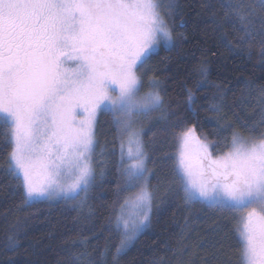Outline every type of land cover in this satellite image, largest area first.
I'll return each mask as SVG.
<instances>
[{"label": "snow or ice", "instance_id": "snow-or-ice-1", "mask_svg": "<svg viewBox=\"0 0 264 264\" xmlns=\"http://www.w3.org/2000/svg\"><path fill=\"white\" fill-rule=\"evenodd\" d=\"M162 3L0 0V128L6 129L10 147L7 171L20 181L25 202L77 199L87 193L95 179L92 154L99 112L111 114L126 139L127 146L125 139L120 144L124 187L139 190L125 198L115 217L119 243L113 264L152 214L149 157L134 123L164 109L158 79L149 78L142 93L145 85L138 74L154 49L172 41L165 19L170 13L162 14ZM164 7L172 8L173 0ZM234 7L240 5H225L224 22H230ZM240 12L241 43L259 39L264 44V0H254ZM199 71L206 73L203 67ZM259 123L264 124V111ZM242 127L249 128L247 123ZM256 130V125L249 128ZM176 143L174 175L186 200L239 212L241 264H264V132L244 137L233 131L228 150L216 155L214 142L201 139L194 127L177 133ZM129 207L133 211H126ZM8 239L15 247V240Z\"/></svg>", "mask_w": 264, "mask_h": 264}, {"label": "trees", "instance_id": "trees-1", "mask_svg": "<svg viewBox=\"0 0 264 264\" xmlns=\"http://www.w3.org/2000/svg\"><path fill=\"white\" fill-rule=\"evenodd\" d=\"M230 2L240 8L234 7L230 22H224ZM253 2L173 0L167 9L163 0L161 11L170 13L165 18L172 42L160 45L145 65L159 81L164 109L152 113L141 130L149 157L152 214L117 264H241L239 212L186 200L175 179L174 155L176 134L186 127L213 141V153L228 147L233 131L249 137L264 132L259 123L264 44L259 39L241 43L236 15ZM201 67L206 69L203 75ZM176 121L179 127L172 126ZM244 123L257 130L249 131ZM5 131L0 128V264H113L119 243L115 217L128 192L121 172L123 137L113 116L103 111L98 115L95 179L83 199L80 194L77 199L26 203L20 181L7 171ZM9 237L15 247H10Z\"/></svg>", "mask_w": 264, "mask_h": 264}, {"label": "rangeland", "instance_id": "rangeland-1", "mask_svg": "<svg viewBox=\"0 0 264 264\" xmlns=\"http://www.w3.org/2000/svg\"><path fill=\"white\" fill-rule=\"evenodd\" d=\"M162 12V11H161ZM163 14V13H162ZM166 19V18H165ZM166 21H167V19H166ZM168 23V22H167ZM169 26V25H168ZM172 42V41H171ZM171 44V43H170ZM170 44H164V43H161L160 45H164V46H169ZM159 48V47H158ZM158 48H156V49H154V51L155 50H157ZM138 74H140L141 76H142V79H143V81H144V85H145V87H143L142 89H141V92L143 93L144 91H147L148 90V81H149V78H151V77H154L150 72H148V69H147V66L146 65H144V67L143 68H141V69H139L138 70ZM157 90H159V83H158V85H157ZM100 113V112H99ZM99 113H98V115H99ZM97 118H98V116H97ZM148 119V117H139V118H137L136 119V121H135V123H134V128L137 130V131H139L140 132V135L142 134V132H141V130H142V128H143V124L145 123V121ZM113 120H114V118H113ZM241 135H243L244 137H249V136H247V135H245V134H242V133H240ZM123 139H125L124 137H123ZM141 139H142V136H141ZM125 145H126V139H125ZM229 145H230V142H229ZM228 145V146H229ZM127 146V145H126ZM95 150H96V148H95ZM228 150V147L226 148V149H224L223 151H221V152H217V153H213L214 155H216V154H219V153H222V152H225V151H227ZM97 151V153H99V150H96ZM93 159H94V152H93V154H92V167H93ZM125 163H127V159H125ZM94 169V168H93ZM149 177H150V172L148 173V186H149ZM139 189H138V187L137 188H133V189H128V192L124 195V198H123V201L125 200V198H128V197H130L133 193H135L136 191H138ZM149 190L151 191V189H150V187H149ZM83 196L81 197L82 199L85 197V193H81ZM60 199H63V198H54V199H52V200H48V201H56V200H60ZM123 201H122V203H123ZM121 203V204H122ZM119 211H120V207H119V209H118V211H117V214L119 213ZM126 211H128V212H131V211H133L130 207L128 208V209H126ZM116 214V215H117ZM241 214L239 213V216H240ZM238 219H239V217H238ZM237 223H238V220H237ZM148 226V225H147ZM147 226L143 229V230H145L146 228H147ZM142 230V231H143ZM141 231V232H142ZM140 232V233H141ZM139 233V234H140ZM138 234V235H139ZM137 235V236H138Z\"/></svg>", "mask_w": 264, "mask_h": 264}]
</instances>
